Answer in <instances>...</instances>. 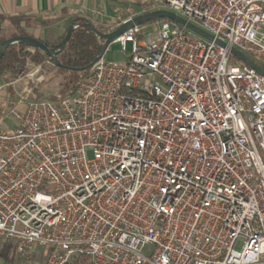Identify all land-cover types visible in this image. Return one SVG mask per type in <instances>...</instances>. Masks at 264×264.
Returning a JSON list of instances; mask_svg holds the SVG:
<instances>
[{"label":"built area","instance_id":"built-area-1","mask_svg":"<svg viewBox=\"0 0 264 264\" xmlns=\"http://www.w3.org/2000/svg\"><path fill=\"white\" fill-rule=\"evenodd\" d=\"M147 1L214 40L162 20L57 102L0 87V240L24 264H264V75L231 53L264 68V0Z\"/></svg>","mask_w":264,"mask_h":264},{"label":"trees","instance_id":"trees-1","mask_svg":"<svg viewBox=\"0 0 264 264\" xmlns=\"http://www.w3.org/2000/svg\"><path fill=\"white\" fill-rule=\"evenodd\" d=\"M6 22L10 23L11 28L14 30L13 33L8 34L9 29L5 27ZM79 24L80 26L74 30L65 51L58 57L61 67L54 66L50 59L39 50L27 52L28 46L15 45L10 47L0 60V78L8 74L15 76L26 70L29 64L49 63L62 76V82L60 94L46 100L57 102L64 97L73 95L81 81L89 74L91 69H88V67L101 56L105 44L89 26V24H92L98 31L103 32L99 25L89 20H80ZM32 27V20L27 17H5L0 15V45L14 37H32L27 32ZM63 39L61 38L56 44H59ZM12 244L0 240V262L23 263V259L17 256L16 247ZM86 262L85 259L81 260V264H86Z\"/></svg>","mask_w":264,"mask_h":264},{"label":"crops","instance_id":"crops-1","mask_svg":"<svg viewBox=\"0 0 264 264\" xmlns=\"http://www.w3.org/2000/svg\"><path fill=\"white\" fill-rule=\"evenodd\" d=\"M111 1L116 3L119 0H0V15L31 19L33 27L27 32L39 41L55 45L64 38L75 21L94 22L97 18H109L114 13L123 14L126 9H131L128 7L122 10L115 7L111 10ZM145 3L137 0V9H134L136 17L144 15L142 12L147 6ZM5 27L9 29L8 34L14 32L9 22H6ZM118 61H121L120 56ZM39 256L37 255L38 258Z\"/></svg>","mask_w":264,"mask_h":264},{"label":"rangeland","instance_id":"rangeland-1","mask_svg":"<svg viewBox=\"0 0 264 264\" xmlns=\"http://www.w3.org/2000/svg\"><path fill=\"white\" fill-rule=\"evenodd\" d=\"M138 1L140 2L145 1L146 2L145 5H149V2L147 0H138ZM115 7L122 10H125L126 8L130 7L134 13V9H137V0H119L116 3L111 1L109 3V8L113 10V8ZM164 11H168V10H164ZM119 15L120 12L114 13V15H112L109 18L108 17L97 18V20H95L94 23L99 25L100 28L102 29L103 25L111 24L112 20L116 19ZM162 24H163L162 20L153 21L144 24L143 37L151 43H155L159 41ZM121 50L122 47L120 44L116 42L111 43L105 54V60H107L108 62H118L119 53ZM130 54H131V47L129 46L127 49V56ZM230 64L234 66H240L242 63L235 57H231ZM38 66H41V70L38 73L37 72L34 73L35 69ZM31 74L33 76H31ZM18 77H21V81L14 84L12 87L8 88L11 96L12 95L17 96L19 91L27 86L33 89V95L41 100L50 99L60 94L62 76L57 72L56 68L49 63L40 64V65L29 64L26 70L20 72L19 74H16L15 76H11L10 74L5 75V77L0 78V87H3L5 84H12L13 82H15V80ZM88 156L91 157L90 152L88 153ZM12 246L15 245L12 244ZM18 261L20 260L18 259ZM0 264H9V263L1 261Z\"/></svg>","mask_w":264,"mask_h":264},{"label":"water","instance_id":"water-1","mask_svg":"<svg viewBox=\"0 0 264 264\" xmlns=\"http://www.w3.org/2000/svg\"><path fill=\"white\" fill-rule=\"evenodd\" d=\"M158 20H169L171 22H174L176 24H179L188 30H191L192 32L196 33L197 35L205 38L206 40L213 41L214 37L211 36L206 31L202 30L201 28L187 22L180 16L170 12V11H154L148 14L140 15L135 17L132 21H129L128 23L122 25L119 29H117L115 32L110 34H105L103 32H100L96 29V27L92 24H89V26L96 32V34L104 41V49L101 54V56L107 51L108 47L111 43H114L119 37H121L123 34L128 32L129 30L133 29L136 26H143L144 24L158 21ZM80 26L78 21H75L68 29L64 39L59 43L55 45H50L49 43H45L42 41L37 40L33 37H14L9 40H6L5 42L0 45V60L4 57L8 49L15 45H26L28 46L27 52H31L34 50H39L43 52L49 59L50 62L56 66L61 67V64L59 62L58 57L65 51L67 44L74 32V30ZM221 44V43H220ZM231 53L233 56L237 57L240 61H242L244 64L250 66L257 72L264 75V70L257 64H255L253 61H251L249 58H247L245 55L237 51L236 49H232ZM100 57H98L94 63L88 67V69H91L99 60Z\"/></svg>","mask_w":264,"mask_h":264}]
</instances>
